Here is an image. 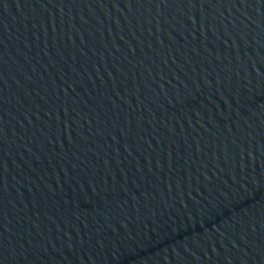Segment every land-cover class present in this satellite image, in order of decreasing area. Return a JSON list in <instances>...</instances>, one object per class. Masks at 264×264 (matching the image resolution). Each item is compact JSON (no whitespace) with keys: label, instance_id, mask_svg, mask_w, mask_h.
<instances>
[{"label":"water","instance_id":"obj_1","mask_svg":"<svg viewBox=\"0 0 264 264\" xmlns=\"http://www.w3.org/2000/svg\"><path fill=\"white\" fill-rule=\"evenodd\" d=\"M0 264H264V0H0Z\"/></svg>","mask_w":264,"mask_h":264}]
</instances>
